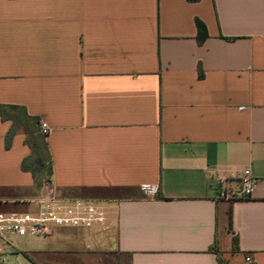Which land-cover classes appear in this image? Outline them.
<instances>
[{"label":"crops","instance_id":"obj_1","mask_svg":"<svg viewBox=\"0 0 264 264\" xmlns=\"http://www.w3.org/2000/svg\"><path fill=\"white\" fill-rule=\"evenodd\" d=\"M0 104L45 123L52 162L36 187L0 119V212L52 195L111 222L34 238V264H264V0H0Z\"/></svg>","mask_w":264,"mask_h":264},{"label":"built area","instance_id":"obj_2","mask_svg":"<svg viewBox=\"0 0 264 264\" xmlns=\"http://www.w3.org/2000/svg\"><path fill=\"white\" fill-rule=\"evenodd\" d=\"M41 134L48 128L40 123ZM244 171L241 179V195H251L254 181ZM153 192V191H152ZM32 208L26 211L0 212V256L7 253L19 254L16 239L47 238L57 229L90 230L107 233L111 222L103 205L97 201L57 199L52 195H42L30 202ZM247 263L252 262L245 257ZM0 264H6L1 260Z\"/></svg>","mask_w":264,"mask_h":264},{"label":"trees","instance_id":"obj_3","mask_svg":"<svg viewBox=\"0 0 264 264\" xmlns=\"http://www.w3.org/2000/svg\"><path fill=\"white\" fill-rule=\"evenodd\" d=\"M197 35L201 41L206 37L204 25L196 21ZM0 119L2 121H10L11 126L5 134L4 145L9 148L11 140L19 131L25 136L24 143L30 148V154L21 162V169L29 172L33 178L34 185L41 187L50 183L52 177V162L45 141V135L41 134L39 126V118L30 116L25 109L16 105L0 104ZM157 195L160 196L158 190ZM232 220L229 214L228 230L231 232ZM237 240L232 237V252H236ZM218 264L224 262L217 256Z\"/></svg>","mask_w":264,"mask_h":264},{"label":"rangeland","instance_id":"obj_4","mask_svg":"<svg viewBox=\"0 0 264 264\" xmlns=\"http://www.w3.org/2000/svg\"><path fill=\"white\" fill-rule=\"evenodd\" d=\"M16 243H18V248L20 250H30V249H38L44 248V245H40L38 240L34 238H23L16 239ZM50 248V247H49ZM46 249V247H45ZM53 250V249H51ZM58 251L64 250L63 248H57ZM4 260L6 264H34L33 261L24 255V252L20 251L19 254L7 253L3 256H0V262ZM33 260L37 264H98L88 257H84L79 259L74 258L69 254H59V253H48L43 257V260L40 262L37 258L33 257Z\"/></svg>","mask_w":264,"mask_h":264}]
</instances>
